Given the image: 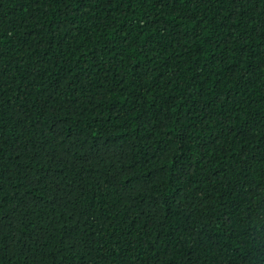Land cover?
Segmentation results:
<instances>
[{"label": "trees", "instance_id": "1", "mask_svg": "<svg viewBox=\"0 0 264 264\" xmlns=\"http://www.w3.org/2000/svg\"><path fill=\"white\" fill-rule=\"evenodd\" d=\"M0 264H264V0H0Z\"/></svg>", "mask_w": 264, "mask_h": 264}]
</instances>
